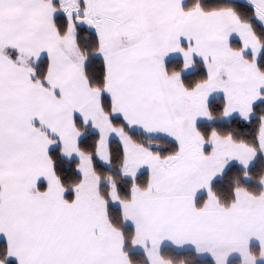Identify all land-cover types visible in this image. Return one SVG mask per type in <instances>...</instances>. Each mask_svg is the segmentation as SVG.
Returning <instances> with one entry per match:
<instances>
[{
    "label": "snow or ice",
    "instance_id": "6c2138e0",
    "mask_svg": "<svg viewBox=\"0 0 264 264\" xmlns=\"http://www.w3.org/2000/svg\"><path fill=\"white\" fill-rule=\"evenodd\" d=\"M0 264H264V0H0Z\"/></svg>",
    "mask_w": 264,
    "mask_h": 264
}]
</instances>
